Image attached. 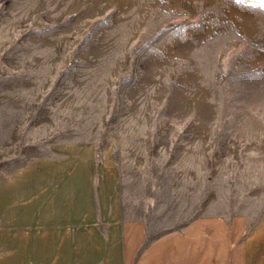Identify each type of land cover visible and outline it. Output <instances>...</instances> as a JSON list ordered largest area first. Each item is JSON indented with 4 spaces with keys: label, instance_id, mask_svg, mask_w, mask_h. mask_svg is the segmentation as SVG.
Returning <instances> with one entry per match:
<instances>
[{
    "label": "rangeland",
    "instance_id": "1",
    "mask_svg": "<svg viewBox=\"0 0 264 264\" xmlns=\"http://www.w3.org/2000/svg\"><path fill=\"white\" fill-rule=\"evenodd\" d=\"M91 142L155 231L264 216V0H0V179Z\"/></svg>",
    "mask_w": 264,
    "mask_h": 264
},
{
    "label": "crops",
    "instance_id": "2",
    "mask_svg": "<svg viewBox=\"0 0 264 264\" xmlns=\"http://www.w3.org/2000/svg\"><path fill=\"white\" fill-rule=\"evenodd\" d=\"M0 264H264V216L155 231L107 151L61 144L0 179Z\"/></svg>",
    "mask_w": 264,
    "mask_h": 264
}]
</instances>
